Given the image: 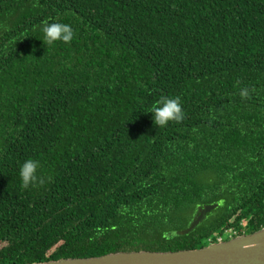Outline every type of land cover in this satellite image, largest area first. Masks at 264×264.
I'll return each mask as SVG.
<instances>
[{
	"label": "trees",
	"instance_id": "trees-1",
	"mask_svg": "<svg viewBox=\"0 0 264 264\" xmlns=\"http://www.w3.org/2000/svg\"><path fill=\"white\" fill-rule=\"evenodd\" d=\"M44 21L73 40L44 44ZM173 97L183 119L156 126ZM29 158L44 183L23 189ZM231 228H264V0H0V264L194 251Z\"/></svg>",
	"mask_w": 264,
	"mask_h": 264
},
{
	"label": "water",
	"instance_id": "water-1",
	"mask_svg": "<svg viewBox=\"0 0 264 264\" xmlns=\"http://www.w3.org/2000/svg\"><path fill=\"white\" fill-rule=\"evenodd\" d=\"M216 207L215 204L198 208L190 226L179 234H189ZM39 264H264V228L251 235H242L194 251L115 253L98 258Z\"/></svg>",
	"mask_w": 264,
	"mask_h": 264
},
{
	"label": "clouds",
	"instance_id": "clouds-1",
	"mask_svg": "<svg viewBox=\"0 0 264 264\" xmlns=\"http://www.w3.org/2000/svg\"><path fill=\"white\" fill-rule=\"evenodd\" d=\"M43 35V43L52 46L56 42L69 44L74 38V32L69 24L64 23H48L44 21L40 26ZM242 96H246L247 92L242 91ZM153 123L158 127H165L170 121L179 123L184 116L179 97L162 98L150 108ZM40 167V161L31 158L26 159L19 166L18 175L21 181V187L28 189L34 184H43L44 180L37 176V169Z\"/></svg>",
	"mask_w": 264,
	"mask_h": 264
},
{
	"label": "built area",
	"instance_id": "built-area-1",
	"mask_svg": "<svg viewBox=\"0 0 264 264\" xmlns=\"http://www.w3.org/2000/svg\"><path fill=\"white\" fill-rule=\"evenodd\" d=\"M225 235L229 238L235 237L236 236V231L234 229H229L228 231H226ZM222 239H219L218 242H222Z\"/></svg>",
	"mask_w": 264,
	"mask_h": 264
},
{
	"label": "rangeland",
	"instance_id": "rangeland-1",
	"mask_svg": "<svg viewBox=\"0 0 264 264\" xmlns=\"http://www.w3.org/2000/svg\"><path fill=\"white\" fill-rule=\"evenodd\" d=\"M224 239H227V236H226V235L224 236L223 240H224Z\"/></svg>",
	"mask_w": 264,
	"mask_h": 264
}]
</instances>
